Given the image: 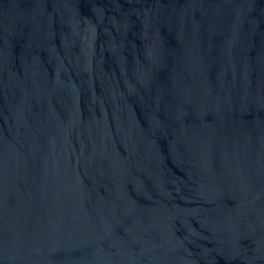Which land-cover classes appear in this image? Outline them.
I'll return each instance as SVG.
<instances>
[{
	"label": "water",
	"instance_id": "1",
	"mask_svg": "<svg viewBox=\"0 0 264 264\" xmlns=\"http://www.w3.org/2000/svg\"><path fill=\"white\" fill-rule=\"evenodd\" d=\"M0 264H264V0H0Z\"/></svg>",
	"mask_w": 264,
	"mask_h": 264
}]
</instances>
